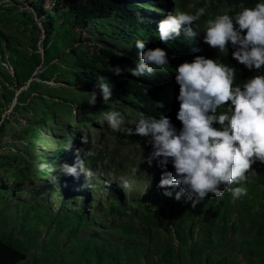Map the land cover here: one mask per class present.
Instances as JSON below:
<instances>
[{
  "label": "rangeland",
  "instance_id": "374dc122",
  "mask_svg": "<svg viewBox=\"0 0 264 264\" xmlns=\"http://www.w3.org/2000/svg\"><path fill=\"white\" fill-rule=\"evenodd\" d=\"M15 2L0 0V28L17 36L30 50L32 38L37 37L38 49L43 54L47 32L41 20L33 22L24 15H30L28 0ZM50 3L48 0L46 6ZM172 3L174 7L178 4L187 7L194 5V0H172ZM153 8L154 12H159ZM178 11L159 13L175 14ZM59 23L50 37L53 53L45 58L33 77L34 89H27L29 84L20 88L18 92H23L21 99L24 104L17 110L13 109L15 98L2 115L6 120L0 130V162L8 159V163H0V237L28 254L27 259L19 264H264V223L253 224L250 218L244 216L239 219L236 216L226 228L219 221L208 231L203 223L198 222L200 218L205 221L209 216L205 212L207 204L201 209L192 207V213L197 214L195 224L191 223V218L180 221L177 216L170 222L162 216L160 225L151 229L146 224L145 229L151 235L143 239L124 231L130 210L124 218L100 214L101 211L108 212L109 199L101 197L99 192L108 190L107 194L120 195L130 205L134 198H139L146 191L152 194L162 174H167L169 168L163 166V173L158 175V161L154 160L150 166L143 160L152 151L148 138L114 132L103 120V112L119 111L125 117V126L134 127L128 122L140 117L126 102L110 98L104 103L98 94L97 103L89 104L93 111L87 120L77 122L75 110L78 104L88 103L90 91H81L70 85L66 74L62 75L64 67L72 69L74 59L85 60L99 52L100 44L78 26L67 35L65 28L58 27ZM193 27L201 31L199 35L203 42V22L195 23ZM0 68L14 72L8 61L0 60ZM44 70L49 78L41 79L40 74ZM176 98V94L164 92L160 102L171 104ZM72 136H75L73 152L78 150L80 157L85 156L84 168L93 174L90 179L83 174L85 181L92 184L91 191L96 194L92 197L94 202L87 204L90 207L86 206L91 227L85 226L86 222L72 219L63 221L58 226L63 228L61 230L54 226L48 228L49 220L41 207L49 204L50 212L60 207L61 194H55L59 176L54 169L60 163H70L71 150L60 154L57 159H50L49 152L66 146ZM42 164L47 165L43 170L40 168ZM257 171L255 163L250 174ZM114 183H117L116 191L112 189ZM35 202L38 203L33 205ZM58 218L59 223L61 216ZM179 222L182 229L174 225ZM190 225L194 227L195 239L188 237L184 241L182 237L186 233H183ZM94 235L104 241H114L117 250L109 254L106 243L96 241ZM140 240L144 242L141 248L138 247Z\"/></svg>",
  "mask_w": 264,
  "mask_h": 264
},
{
  "label": "trees",
  "instance_id": "16d2710c",
  "mask_svg": "<svg viewBox=\"0 0 264 264\" xmlns=\"http://www.w3.org/2000/svg\"><path fill=\"white\" fill-rule=\"evenodd\" d=\"M28 1V5L31 7L30 15L27 13L24 15H27L33 22L35 19L41 20V24L47 32V37L44 40L45 51L43 54L39 51L37 37L32 38L30 50L28 46L21 43L17 36L0 28V60L8 61L14 70L13 73H10L0 68V130H2L1 128H3L6 120L2 117L5 107L12 105L15 98L16 103L13 105V109L17 110L19 106L24 104L23 99H21L23 92H18V90L26 84H29L27 89H34L33 77L38 67L46 61L45 58L49 54L53 53L50 37L51 33L58 29V22H60L58 27L65 28L67 35L70 30L75 31V27L78 26L94 36L97 43L100 44L99 52L85 60L74 59L72 69L64 67L62 75L66 74L67 82L70 85L78 90L91 92L95 85L106 84L111 92L110 98L126 102L135 109L139 117L141 112L145 116H155L157 118L161 115L168 116L177 131L182 128L181 122L176 118L179 101L164 104L160 102V99L161 94L164 92H171L178 96L179 85L175 81L174 69L180 63L184 61L191 62L196 55L219 59L236 68L237 84H241L243 79H248L255 74L254 69L249 70L233 59L231 53L234 49L230 43L228 50L218 53L214 48L204 44L200 35L195 38L187 37L185 34L187 25L182 26L179 37L166 43L162 42L159 39L158 23L167 14L159 12L178 11L179 9L180 11L194 13L197 8L205 7V16L201 21L196 22L201 24L203 20L214 18L217 14L228 13L234 15L241 9V6L254 7L256 3L264 2V0H194L195 7L193 8L181 4L174 7L172 0H50L49 6H46L48 0ZM153 7L158 9L159 12H154ZM25 22L28 24L27 19H25ZM34 26L36 30L40 29L36 23H34ZM137 40H144L145 50L156 47L164 48L167 51L169 65L157 68L156 74L152 77L132 76L127 69L136 66L142 51L135 45ZM119 53H123V55H119ZM117 65L124 69L119 76L110 71L111 67ZM45 71L40 74L41 79L49 78ZM24 107L25 105H23ZM91 111H93V108L89 103H80L77 110H75V119L78 123H82L87 120L86 117ZM72 137L73 139H68V141L72 140V147L69 149L71 152L68 157L69 165L75 164L77 160V153L73 152L75 136ZM65 147L49 152V158L57 159L60 154L67 151ZM151 150H153L152 146ZM79 159L83 160V163L87 162L85 156H79ZM0 163L4 165L8 163V159L1 160ZM163 166L166 167V165L160 164L158 175L163 173ZM167 166L169 168L167 174L174 173L171 162ZM257 168L258 171L255 174H250V171L247 173V180L242 182L241 185L232 186L246 187L247 195L237 199L229 191H225L224 196L220 198L209 194L207 198L196 205V209H201L202 205L207 204L205 212L209 213V216L205 221L202 218L198 221L205 225V230L209 231L215 225V222L218 223L219 221L220 225L226 228V225L231 223L236 216L239 219L244 216L250 218L253 224L264 223V164L257 162ZM57 176H59L56 177L59 186L55 189V194H61L62 203L60 207L53 210V212H50L49 204L41 207L42 210L44 208V215L48 217V224L50 225L48 228L58 227L63 224V221L72 219L86 222L85 226L91 227L89 213L86 211L87 204L94 202L92 197L96 196L94 191L90 189L91 182L85 181L83 173L78 177L60 173ZM159 181L152 194L146 191L139 198H134L130 205H127L120 195H112L109 192L107 194L108 190L99 192L101 197L109 199L108 212L101 211L100 214L103 216L117 215L124 218L128 215L127 211L130 210L129 222L123 226L124 231L128 234H134L138 239L150 237L151 232L145 229L146 224L150 225L152 229L154 226L161 224L159 220L162 221V216L170 222L174 221L177 216L176 219L179 218L180 221L191 218V223L195 224L197 214L192 213L191 201L185 202L184 197L180 200L175 199V192L179 191L178 187L168 189L173 192L171 197L165 196V189L158 187ZM116 186L117 183L112 185L114 191H116ZM72 197L73 199H71ZM80 198L82 200L78 202ZM36 203L38 202L33 203V205H36ZM59 216L61 218L58 223ZM174 225L182 229L181 222ZM61 229L63 228L59 230ZM185 233V237H182L184 241H187L188 237L195 239L192 225L185 228L183 234ZM93 237L96 241L106 243L109 254L117 250L114 241H104L97 235ZM196 239H198L197 236ZM143 244L144 242L140 240L138 247H143ZM27 257L28 254L25 251L0 237V264H19Z\"/></svg>",
  "mask_w": 264,
  "mask_h": 264
},
{
  "label": "clouds",
  "instance_id": "9594fccd",
  "mask_svg": "<svg viewBox=\"0 0 264 264\" xmlns=\"http://www.w3.org/2000/svg\"><path fill=\"white\" fill-rule=\"evenodd\" d=\"M205 13V7L194 13L168 12L158 23L159 39L166 43L179 37L184 25L186 36L195 38L201 31L194 30L193 25ZM202 32L203 42L220 53L228 50L230 43L233 59L254 69L255 74L237 84L236 68L219 59L196 55L191 62L180 63L174 69L179 85V131L165 115L157 118L141 112L138 120L128 122L133 127L125 126V117L119 111L102 113L112 131L148 138L153 150L143 160L150 166L154 160L161 165L171 162L174 173L162 174L158 187L164 188L168 197L173 195L168 189L178 187L175 199L184 197L193 208L209 194L220 198L229 191L237 199L247 195L246 187L232 186L247 180L253 164H264V2L254 7L241 6L234 15L223 13L205 19ZM135 45L142 51L136 66L127 69L132 76L152 77L157 68L169 65L164 48L145 50L144 40H137ZM110 71L119 76L124 69L117 65ZM98 94L104 103L111 96L109 87L101 83L89 92L87 102L95 105ZM71 147L70 139L65 150ZM46 167L40 165L41 170ZM54 171L76 177L83 173L86 179L93 175L84 168L78 150L75 164L60 163Z\"/></svg>",
  "mask_w": 264,
  "mask_h": 264
}]
</instances>
